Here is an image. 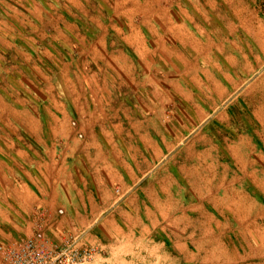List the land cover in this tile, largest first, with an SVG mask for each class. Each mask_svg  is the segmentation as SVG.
I'll return each mask as SVG.
<instances>
[{"label": "rangeland", "instance_id": "1", "mask_svg": "<svg viewBox=\"0 0 264 264\" xmlns=\"http://www.w3.org/2000/svg\"><path fill=\"white\" fill-rule=\"evenodd\" d=\"M208 74L224 87L222 100ZM175 85L212 118L209 133H193L199 145L178 149L167 171L176 183H185L179 170L215 174L218 184L235 179L247 197H233L241 205L233 217L197 197L202 214L185 224L195 235L180 242L176 229L155 227L77 244L90 253L77 264H264V0H0V173L9 179L0 202L11 201L20 175L45 176L49 158L62 176L68 127L72 138L96 141L100 109L112 124L115 109L146 107L185 136L195 122Z\"/></svg>", "mask_w": 264, "mask_h": 264}, {"label": "crops", "instance_id": "2", "mask_svg": "<svg viewBox=\"0 0 264 264\" xmlns=\"http://www.w3.org/2000/svg\"><path fill=\"white\" fill-rule=\"evenodd\" d=\"M224 60L230 62L231 58L224 56ZM222 77L230 83L224 74ZM206 82L214 97L222 100L225 91L220 81L208 74ZM192 83L200 87L199 81ZM174 89L176 99L190 106V122H195V126L189 133L181 136L176 133L178 130H169L146 107L132 109L128 114L123 109H115L112 124L105 119V110L100 109L98 115L103 118L98 120L96 141L74 139L73 130L68 127V162L64 157L59 168L62 176L59 173L54 176L55 164L60 163L49 158L45 176L39 174L41 177L32 179L20 175L21 180L15 181L6 193L11 201L0 202V243L32 237L46 246L51 242L56 245L49 247H57L68 236L80 245H105L116 241L125 228L155 227L176 229L170 234L177 237L175 242H180L188 235L185 224L189 217L197 219L202 214L197 197H203L202 201L215 211L227 212L233 217L241 206L233 197H247L235 179L218 184L215 174L210 176L204 172L195 178L194 171L189 173L178 168L185 183H176L167 171L178 149L190 143L199 145L193 138L199 132L209 133L212 118V113L204 111L190 91L180 85ZM199 138L203 142L207 140L201 134ZM90 149L92 156H89ZM190 160L193 170L202 163L199 156ZM66 170L68 176H65ZM8 181L0 173V184ZM180 197L194 199L185 202ZM259 231L263 233L262 228ZM194 232L188 236H194ZM0 264H4L1 256Z\"/></svg>", "mask_w": 264, "mask_h": 264}, {"label": "built area", "instance_id": "3", "mask_svg": "<svg viewBox=\"0 0 264 264\" xmlns=\"http://www.w3.org/2000/svg\"><path fill=\"white\" fill-rule=\"evenodd\" d=\"M75 245L76 241L68 236L58 247H49L29 238L6 248L0 246V256L4 264H77L90 253Z\"/></svg>", "mask_w": 264, "mask_h": 264}]
</instances>
